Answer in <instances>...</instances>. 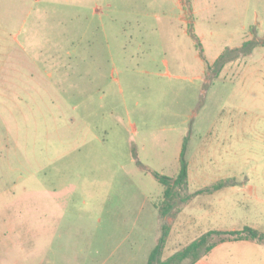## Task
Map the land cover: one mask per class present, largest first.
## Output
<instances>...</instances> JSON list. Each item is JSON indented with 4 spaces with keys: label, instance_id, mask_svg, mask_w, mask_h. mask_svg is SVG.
Returning <instances> with one entry per match:
<instances>
[{
    "label": "rangeland",
    "instance_id": "374dc122",
    "mask_svg": "<svg viewBox=\"0 0 264 264\" xmlns=\"http://www.w3.org/2000/svg\"><path fill=\"white\" fill-rule=\"evenodd\" d=\"M184 145L162 216L151 172L175 179ZM246 226L264 232V0H0V264H147L165 232L162 261Z\"/></svg>",
    "mask_w": 264,
    "mask_h": 264
},
{
    "label": "trees",
    "instance_id": "16d2710c",
    "mask_svg": "<svg viewBox=\"0 0 264 264\" xmlns=\"http://www.w3.org/2000/svg\"><path fill=\"white\" fill-rule=\"evenodd\" d=\"M225 55L221 56L217 63L221 62L225 59ZM185 150L186 146L184 145L183 151L181 153V170L178 176L173 179L171 177L162 175L156 171L151 172L153 176L164 186V200L168 203L167 207L161 212L162 216H166L171 211V202L177 195V190L181 188H185L189 184V164L185 158ZM228 182L217 183L212 187L206 189V192H213L218 191L224 188ZM204 192V191H201ZM214 235H227L230 238L228 240L234 241H241V240H257L260 242H264V234L260 233L259 231L251 228L245 227L242 231H233V232H220V231H209L208 233L201 236L199 239L192 242L183 250L179 251L172 257H170L166 261L160 260L162 250L166 243V239L168 236V232H165L164 235L161 237L159 244L154 248L151 252L147 264H179L187 259H194L197 261L201 257V252L205 250V255L208 254L217 243L209 244V240ZM227 239L221 240L222 242L226 241Z\"/></svg>",
    "mask_w": 264,
    "mask_h": 264
},
{
    "label": "crops",
    "instance_id": "0c3cea01",
    "mask_svg": "<svg viewBox=\"0 0 264 264\" xmlns=\"http://www.w3.org/2000/svg\"><path fill=\"white\" fill-rule=\"evenodd\" d=\"M15 37L18 40L19 36L16 35ZM28 39H29V37H28ZM18 43H19V41H18ZM28 46H29V44H28ZM232 185H234V184H232ZM250 189L253 190L252 187ZM246 227H249V226H246ZM242 230H233V231H242ZM255 230H257V229H255ZM233 231H224L223 230V231H220V232H233ZM259 232L264 234V232H261V231H259ZM226 242H235V243H238V244H242L241 246L244 245V247H242L243 249H240V248L238 249L237 248V249H235L236 251L231 255V256L235 257V262H236V259H237L236 257H238V253L240 254V257L238 259V264H264V242H260V241H257V240L234 241V240H228L227 239L224 242L219 241L216 244V246L205 257L209 256L210 253H212V251L214 249H216V247L219 244H223V243H226ZM244 252H246V254ZM249 257H251V258H249ZM202 261L203 260H201L199 264H207V263H202Z\"/></svg>",
    "mask_w": 264,
    "mask_h": 264
}]
</instances>
